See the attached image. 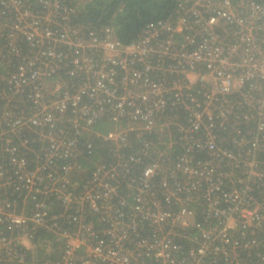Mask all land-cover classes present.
Instances as JSON below:
<instances>
[{
    "label": "built area",
    "instance_id": "2783aa9c",
    "mask_svg": "<svg viewBox=\"0 0 264 264\" xmlns=\"http://www.w3.org/2000/svg\"><path fill=\"white\" fill-rule=\"evenodd\" d=\"M76 13L0 0V264H264V3L125 45Z\"/></svg>",
    "mask_w": 264,
    "mask_h": 264
},
{
    "label": "trees",
    "instance_id": "16d2710c",
    "mask_svg": "<svg viewBox=\"0 0 264 264\" xmlns=\"http://www.w3.org/2000/svg\"><path fill=\"white\" fill-rule=\"evenodd\" d=\"M71 1L76 9L75 21L89 22L95 27L108 25L113 28L118 40L122 44H130L137 40L141 34L144 24L153 19H159L162 16H167L169 13L173 15L177 8L179 0H63ZM263 3L264 0H255ZM181 122H188V112L180 110ZM170 113V115H173ZM110 126L108 121H100L95 125L98 132L105 133ZM133 149L136 147L134 139H132ZM110 145H102L98 148L95 145L93 161L81 159L79 165L81 168H86L89 173V166H93L97 162H110ZM89 165V166H87ZM93 169V167H92ZM91 169V170H92ZM77 174V173H76ZM80 175L73 177V182H81ZM54 212L60 210L59 207H53ZM95 216H93V219ZM90 219V218H89ZM47 236V235H46ZM194 236V235H192ZM54 235H48L49 239L53 240ZM177 244L188 247L189 242L184 240H175ZM188 249V248H187Z\"/></svg>",
    "mask_w": 264,
    "mask_h": 264
},
{
    "label": "rangeland",
    "instance_id": "374dc122",
    "mask_svg": "<svg viewBox=\"0 0 264 264\" xmlns=\"http://www.w3.org/2000/svg\"><path fill=\"white\" fill-rule=\"evenodd\" d=\"M180 2H182V0H179ZM178 1V2H179ZM264 3V2H263ZM171 19L172 20H175L176 19V16L175 15H173L172 16V14H168L167 16L165 15V16H162L161 18H159V19H153V20H149V21H147L145 24H144V26L146 27V26H148L149 24H151V23H154L155 21H157V20H160V21H170L171 22ZM92 25V24H91ZM93 27H95L94 25H92ZM99 27H101V26H98V27H95V28H99ZM144 28V27H143ZM141 32H142V30H141ZM134 42V41H133Z\"/></svg>",
    "mask_w": 264,
    "mask_h": 264
},
{
    "label": "bare ground",
    "instance_id": "6f19581e",
    "mask_svg": "<svg viewBox=\"0 0 264 264\" xmlns=\"http://www.w3.org/2000/svg\"><path fill=\"white\" fill-rule=\"evenodd\" d=\"M173 15L176 16V19L175 20H172L173 22H176L177 21V15L174 13Z\"/></svg>",
    "mask_w": 264,
    "mask_h": 264
}]
</instances>
